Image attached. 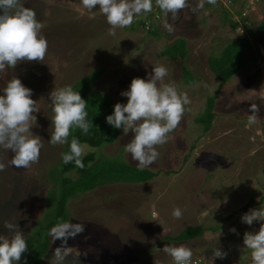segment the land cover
<instances>
[{"label": "rangeland", "instance_id": "1", "mask_svg": "<svg viewBox=\"0 0 264 264\" xmlns=\"http://www.w3.org/2000/svg\"><path fill=\"white\" fill-rule=\"evenodd\" d=\"M228 1L217 0L216 5H210L205 0L203 9L181 13L173 34L164 28L166 21L171 22L170 17L154 7L152 12L137 16L130 27L117 29L116 35L111 36L106 17L98 7L90 12L81 0H22L25 7L35 10L44 25L42 34L48 41V53L43 64L24 62L0 73V95L14 77L32 90L31 98L40 109L35 113L38 127L32 132L43 139L44 145L39 162L28 169L13 167L10 161L14 154L0 148V162L7 165L0 172V234L11 236L3 227L5 222L17 224L29 248L18 264L25 260L27 264H40L44 252H53L60 245L59 240L54 242L50 226L67 221L85 225V232L69 239L68 246L81 251L89 243V235L107 241L117 251L115 255L109 250L116 256L112 264H173L172 258L159 250L165 244L189 247L197 258L204 257L203 251L209 250V259L213 249L224 246L228 249L227 260L243 261L251 255L243 244L244 233L258 232L264 222L248 226L241 217L251 209H264V62L257 61L255 53L258 44L264 49V40L245 33L242 23L255 30L264 20V0H234L231 4ZM198 2L190 0L193 7ZM152 17L157 19L153 25L161 31L158 38L149 36L140 26L136 28V21L142 23ZM229 21L236 22L238 27L232 30ZM243 35L249 38L252 48L248 54L252 58L231 79L222 82L210 70L209 58L219 54L227 41ZM166 46L171 47L167 50L171 58L165 53ZM175 47L178 50L172 51ZM184 49L188 52L181 59L176 52ZM159 65L168 69L163 83L174 84L191 101L169 142L158 147L159 159L150 167H137V162L124 151L133 134L124 135L122 129H118L113 143L100 150L92 149L104 155L109 167L129 164L137 169L138 178H145L148 173L158 176L137 184H108L67 198L63 212L58 203L63 196L58 167L65 145L53 146L48 142L54 115L50 92L65 86L73 88L89 73L104 68L90 92L107 95L114 104H126L127 97L120 93L129 90L132 79H147L152 68ZM182 67L188 68L199 81L185 86ZM215 94L219 98L217 118L208 133H203L195 120L203 118L204 107ZM253 106L259 109L258 120L249 124ZM130 167L122 166L119 176H131ZM71 175L74 181L77 176ZM212 186L214 195L209 190ZM78 189L74 185L73 191ZM177 207L183 213L180 219L172 216ZM238 210L241 212L237 216L225 220L226 215ZM232 228L236 229L235 234L230 232ZM188 231L201 235L190 241L174 242L180 232ZM79 255L84 257L80 252L76 259L69 255L64 264H79L83 259ZM48 256L45 261L54 264L53 255ZM85 259L90 262L88 255Z\"/></svg>", "mask_w": 264, "mask_h": 264}, {"label": "clouds", "instance_id": "2", "mask_svg": "<svg viewBox=\"0 0 264 264\" xmlns=\"http://www.w3.org/2000/svg\"><path fill=\"white\" fill-rule=\"evenodd\" d=\"M206 2L216 5L217 0ZM81 3L90 12L98 7L110 26L108 34L115 36L117 29L130 27L137 16L152 12L154 7L170 17L171 22L166 21L164 28L173 34L175 22L180 19L181 13H195L203 9L205 0H199L195 7L190 0H81ZM43 27L35 10L25 7L22 0H0V73L15 69L24 62L43 64L48 53ZM167 75L168 69L159 65L152 68L147 79H132L129 90L120 93L127 97V103L115 104L113 114L106 117L107 124L114 129H122L124 135L133 134L130 142L124 146V151L141 169L150 167L159 159L158 147L169 142L170 134L180 126L186 106L191 103L188 95L178 92L174 84L163 83ZM2 92L0 148L14 154L10 161L13 167L28 169L39 162L44 146L43 139L32 132L34 127H38L35 115L40 112L38 102L31 98L32 90L16 77L8 81ZM49 100L54 115L51 120L53 132L48 142L53 146L68 144L69 151L61 156L63 163L74 162L76 167L83 169V157L92 149L74 137L69 143V137L74 129L88 134L93 127L92 121L87 119V102L71 86L52 90ZM250 111L252 114L248 122L255 124L259 109L253 106ZM6 167L5 163L0 162V172ZM182 215L179 207L172 212L175 219L182 218ZM241 221L248 226L253 222H264V209L249 210L241 217ZM3 227L11 236L0 234V264H18L29 249L25 235L17 224L5 222ZM84 232V224L71 221L59 223L51 229L54 242L60 241L53 251L54 264H64L72 252L68 240ZM230 232L235 234L236 229L232 228ZM243 244L251 250L253 264H264V223L260 224L258 232H245ZM159 250L170 256L173 264H192L193 251L189 247L165 244ZM212 252L213 260L227 257V253L219 248ZM24 264H27L26 260Z\"/></svg>", "mask_w": 264, "mask_h": 264}, {"label": "trees", "instance_id": "3", "mask_svg": "<svg viewBox=\"0 0 264 264\" xmlns=\"http://www.w3.org/2000/svg\"><path fill=\"white\" fill-rule=\"evenodd\" d=\"M232 0L231 2H233ZM227 14V13H226ZM240 14L239 16H241ZM152 16V15H150ZM156 16V15H155ZM227 18V16L225 17ZM229 18V17H228ZM156 18L152 17L150 21H136L137 29L140 26L143 31H145L149 36L159 37L161 35V31L159 28H156L153 25V21H156ZM139 22V23H138ZM231 29H236L237 23L234 21H229ZM242 26L245 28V33L250 34L253 39L259 38L260 40H264V20L260 22L254 31H251L246 22L242 23ZM135 28V27H133ZM250 37V38H251ZM170 46V45H169ZM175 46L174 44L171 46ZM171 47L166 46L165 53L168 57L171 58V54L167 50H170ZM250 41L247 35H243L242 38H234L225 43V47L219 54L211 56L209 58V67L210 70L222 81L227 82L231 76H233L238 70L244 68L247 63L251 60L252 56L248 53L251 50ZM178 50L176 47L172 50ZM175 50V51H176ZM163 52V56H164ZM187 50L184 49L182 52L177 51L176 54L181 59H184L187 55ZM176 54L173 57H177ZM251 54V52H250ZM255 58H253L254 60ZM182 75L184 77L185 83H193L196 81V78L192 77L190 71L186 67H182ZM104 73V68H100L97 71L91 72L85 77V79L78 81V84H73V90L79 91L82 98L87 102L86 111L88 112L87 119L93 123V127L90 128L88 134H84L80 129H74L69 137V143L71 139L77 138L82 144H87L90 149H101L104 145L113 143L117 136L119 135V130L114 129L111 125L107 124L106 117L113 114L115 104L112 102L111 98L107 95H103L100 92L91 93V87L96 80H98L102 74ZM72 87V86H71ZM98 96H101L102 99H99ZM215 102V97L208 99V106L205 109V114L200 121L196 120V123L201 127L200 130L203 133H206L210 130L212 120L215 115L211 112L213 104ZM263 129H264V121H263ZM69 151V145L65 144L64 153ZM97 156H100L97 158ZM104 155L96 154L95 152L88 151L87 154L83 157V163L85 167L80 169L75 166L74 162L64 164L61 160V165L58 167V171L62 175L61 177V195L62 199L59 200L60 208L65 211L67 198L80 196L83 193L93 190L97 187L108 185V184H121V183H129V184H137L140 182L150 181L154 177L153 173H148L145 178H138L135 176L137 169L135 166H127L129 164H122L121 167L112 166L109 167L106 164V160H104ZM122 166L124 168L130 167L131 176L120 177L119 173H122ZM133 171V172H132ZM74 174L77 178L72 181V175ZM169 174V173H168ZM151 176V178H149ZM154 176V177H153ZM131 177V178H130ZM141 177V176H139ZM129 178V179H128ZM128 179V180H127ZM74 185H76L78 190H74ZM241 211H235L230 215L225 216V220L232 219L237 216ZM56 221V220H55ZM59 223H53L49 230L53 227L57 226ZM189 227L185 229L188 230ZM48 230V232H49ZM203 231V229L201 230ZM203 233V232H201ZM201 235V234H200ZM200 235H195L190 233L189 231L185 234H180L174 239V242H186L190 241L194 238L199 237ZM45 253V252H44ZM40 258V257H39Z\"/></svg>", "mask_w": 264, "mask_h": 264}, {"label": "crops", "instance_id": "4", "mask_svg": "<svg viewBox=\"0 0 264 264\" xmlns=\"http://www.w3.org/2000/svg\"><path fill=\"white\" fill-rule=\"evenodd\" d=\"M226 17V16H225ZM221 52V51H220ZM188 69V68H187ZM189 70V69H188ZM241 70V69H240ZM239 71V70H238ZM237 71V72H238ZM237 72L235 73V74H237ZM213 73V72H212ZM190 74H191V76L192 77H194L193 75H192V73L190 72ZM214 74V73H213ZM234 74V75H235ZM233 75V76H234ZM233 76H231V78L233 77ZM182 77H183V75H182ZM194 78H196V77H194ZM230 78V79H231ZM199 80L198 79H196V81L195 82H193V83H185V81H184V77H183V83H184V85L185 86H192V85H194L196 82H198ZM216 95V94H215ZM219 98L217 97V95L215 96V102H214V104H213V107H212V113L215 115V117L213 118V120H212V123L214 122V120H216V118H217V110H216V102H217V100H218ZM206 100H207V97H206ZM206 103H207V101L205 102V105H206ZM208 106V105H207ZM206 106V107H207ZM206 108L204 107V110H205ZM193 120V119H192ZM196 121V120H195ZM211 126H212V124H211ZM206 133H208V132H206ZM193 147H194V145H193ZM212 156H214V155H212ZM230 156V155H229ZM206 161V160H205ZM212 162V161H211ZM208 165H210V163L208 164ZM207 166V165H206ZM216 167H219V168H221V166H216ZM215 167V168H216ZM203 169L205 170V163L203 162ZM217 169V168H216ZM175 174V173H174ZM205 176H203V178H204ZM204 179H206V178H204ZM213 179V177L211 178V179H209V181L210 180H212ZM207 180V179H206ZM208 181V180H207ZM207 181L206 182H203L204 184H203V188L204 187H206L205 185H207L206 183H207ZM209 183V182H208ZM123 184H129V183H123ZM214 188H215V186H212V187H209V190H210V192H213V193H211V194H213L214 195V192H215V190H214ZM87 236V235H86ZM90 236V235H89ZM89 236H87V238H88V241H89V243L87 242V245H84L83 246V248H82V250L80 251V249L78 250V248H77V250H73V248H72V252H71V254H70V258H73V259H76L77 257H78V254H79V252H80V254H84V257H82L81 255H79L80 257H82L83 259H82V261H81V264H112V261L113 260H115L114 258L116 257V256H114V255H112L110 252H109V250H112L114 253H115V255H116V253H117V251L116 250H113L110 246H109V243L106 241V243H104L103 241H101L100 239H92L91 237H89ZM77 251H79V252H77ZM203 255L205 256V257H208V255L210 254V251L209 250H207V251H203ZM49 254H52L53 255V252H45V256H44V258H43V260L41 261V263L40 264H48L49 263V260L48 261H45V259L47 258V256L49 255ZM85 255H88L89 257H90V262H87L86 261V259H85ZM48 258H49V256H48ZM51 258H53L54 259V257H51ZM51 261V260H50ZM75 261V260H74ZM79 261V260H78ZM65 264H67V263H65ZM80 264V263H79ZM125 264H127V263H125Z\"/></svg>", "mask_w": 264, "mask_h": 264}, {"label": "built area", "instance_id": "5", "mask_svg": "<svg viewBox=\"0 0 264 264\" xmlns=\"http://www.w3.org/2000/svg\"><path fill=\"white\" fill-rule=\"evenodd\" d=\"M228 3L231 4V0L228 1ZM259 46L260 45L258 44V46L255 47L256 60L261 59L264 62V49L259 48ZM220 250L227 253V257L225 259L221 260V259L217 258V259L213 260V256L209 257V259H207L208 257H205V256L202 258L201 257H199V258L192 257V264H253L251 255H249V257L247 256V258L244 259L243 261L235 260V259H231V258L227 260V258H228L227 247L224 246L223 248H220Z\"/></svg>", "mask_w": 264, "mask_h": 264}]
</instances>
